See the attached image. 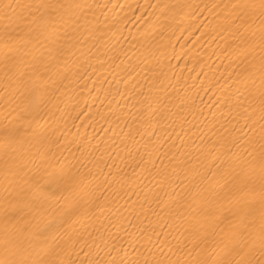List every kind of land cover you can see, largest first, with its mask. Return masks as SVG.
Here are the masks:
<instances>
[{
    "label": "bare ground",
    "instance_id": "bare-ground-1",
    "mask_svg": "<svg viewBox=\"0 0 264 264\" xmlns=\"http://www.w3.org/2000/svg\"><path fill=\"white\" fill-rule=\"evenodd\" d=\"M0 264H264V0H0Z\"/></svg>",
    "mask_w": 264,
    "mask_h": 264
}]
</instances>
